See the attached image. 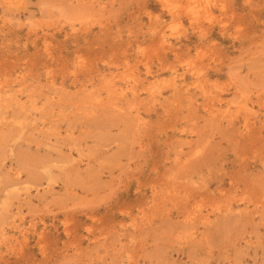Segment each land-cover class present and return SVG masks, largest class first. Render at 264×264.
Instances as JSON below:
<instances>
[{
    "label": "rangeland",
    "instance_id": "obj_1",
    "mask_svg": "<svg viewBox=\"0 0 264 264\" xmlns=\"http://www.w3.org/2000/svg\"><path fill=\"white\" fill-rule=\"evenodd\" d=\"M0 264H264V0H0Z\"/></svg>",
    "mask_w": 264,
    "mask_h": 264
}]
</instances>
